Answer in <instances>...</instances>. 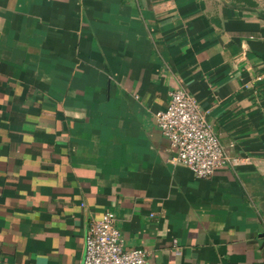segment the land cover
I'll use <instances>...</instances> for the list:
<instances>
[{"label": "crops", "instance_id": "obj_1", "mask_svg": "<svg viewBox=\"0 0 264 264\" xmlns=\"http://www.w3.org/2000/svg\"><path fill=\"white\" fill-rule=\"evenodd\" d=\"M179 85L232 157L207 178L167 162L155 124ZM106 211L147 264H264V20L230 0H0V264H83Z\"/></svg>", "mask_w": 264, "mask_h": 264}, {"label": "built area", "instance_id": "obj_2", "mask_svg": "<svg viewBox=\"0 0 264 264\" xmlns=\"http://www.w3.org/2000/svg\"><path fill=\"white\" fill-rule=\"evenodd\" d=\"M208 112L179 85L169 92L165 109L153 115L158 130L169 143L167 162L186 167L198 178L210 177L232 161L206 118ZM83 264H147L146 252L123 247L116 217L106 211L88 227Z\"/></svg>", "mask_w": 264, "mask_h": 264}, {"label": "water", "instance_id": "obj_3", "mask_svg": "<svg viewBox=\"0 0 264 264\" xmlns=\"http://www.w3.org/2000/svg\"><path fill=\"white\" fill-rule=\"evenodd\" d=\"M230 4L243 11L255 13L257 17L264 20V8L256 0H230Z\"/></svg>", "mask_w": 264, "mask_h": 264}, {"label": "rangeland", "instance_id": "obj_4", "mask_svg": "<svg viewBox=\"0 0 264 264\" xmlns=\"http://www.w3.org/2000/svg\"><path fill=\"white\" fill-rule=\"evenodd\" d=\"M260 4H261V7L264 8V0H259Z\"/></svg>", "mask_w": 264, "mask_h": 264}]
</instances>
